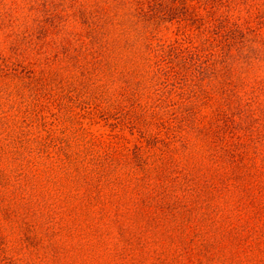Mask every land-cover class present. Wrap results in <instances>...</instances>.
Listing matches in <instances>:
<instances>
[{
	"label": "rangeland",
	"instance_id": "rangeland-1",
	"mask_svg": "<svg viewBox=\"0 0 264 264\" xmlns=\"http://www.w3.org/2000/svg\"><path fill=\"white\" fill-rule=\"evenodd\" d=\"M0 264H264V0H0Z\"/></svg>",
	"mask_w": 264,
	"mask_h": 264
}]
</instances>
